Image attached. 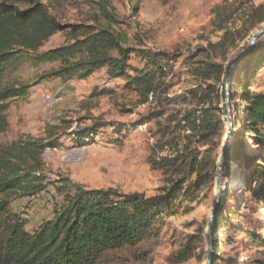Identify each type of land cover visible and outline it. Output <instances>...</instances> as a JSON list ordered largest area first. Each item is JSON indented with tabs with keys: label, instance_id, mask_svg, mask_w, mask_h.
I'll use <instances>...</instances> for the list:
<instances>
[{
	"label": "trees",
	"instance_id": "obj_1",
	"mask_svg": "<svg viewBox=\"0 0 264 264\" xmlns=\"http://www.w3.org/2000/svg\"><path fill=\"white\" fill-rule=\"evenodd\" d=\"M44 1L0 0V133L10 128L11 104L25 101L31 88L41 82L54 79L86 81L97 71L106 69L109 78L126 80V89L148 101L165 83L168 72L174 70L171 63L175 58L165 52L125 48L113 28L119 21L105 6L101 8V15L108 19L107 22L95 28L72 26L74 33L81 31V37L73 35L74 43L41 51L62 31L54 3L66 0ZM236 14L237 11L222 13L216 10L221 22L219 31L223 32L220 41L209 43L201 50L200 58L186 61L187 73L200 83L195 91L197 105L182 113L173 126L162 132L149 156L151 168L164 176L165 185L158 195L125 194L114 188L88 189L62 179L56 187L59 198L55 201L52 218L29 231L28 219L13 211L12 196L18 192L36 195L47 188L50 181L44 176L43 154L47 149L61 146L60 130L62 126L71 129V125L64 121L62 126H51L45 136L15 143L0 155V264H98L106 252L135 246L149 237L165 215L174 214L179 203L197 201V196L214 181L218 148L225 133L224 125H227V122L224 124L225 108L219 102L221 98L226 99L229 67L222 60L264 23V3L251 7L243 30L229 26ZM216 53L221 61L214 59ZM25 57L34 66L58 63L59 67L42 74L33 84L5 83L6 68ZM134 57L143 60L146 68L133 69ZM263 67L264 35L231 72L234 126L223 166V178L238 181L245 187L255 214L264 211V93L253 91L251 84L257 81ZM108 94L96 88L92 97ZM109 125L94 123L73 130L69 136L74 144L87 145L95 140L100 129ZM246 134L251 138L249 142ZM164 152L167 154L163 155ZM233 190L225 187L221 191L211 228L212 264H241L219 255L223 242L230 246L237 241L245 244L240 239L236 241L240 234L246 236L250 241L247 244L251 243L261 256L253 264H264V236L256 229L260 219L245 215L247 224L234 223L236 206L231 200L236 196ZM223 229L228 234L225 241L219 233ZM193 246L192 241L187 244L186 254L180 261L185 262L191 256Z\"/></svg>",
	"mask_w": 264,
	"mask_h": 264
},
{
	"label": "rangeland",
	"instance_id": "obj_2",
	"mask_svg": "<svg viewBox=\"0 0 264 264\" xmlns=\"http://www.w3.org/2000/svg\"><path fill=\"white\" fill-rule=\"evenodd\" d=\"M263 3L264 0H141L139 3L129 0H66L54 3V12L62 31L53 36L41 51L74 43L73 35L81 37V31L74 33L72 26L95 28L107 22L108 19L101 15V8L105 6L119 21L113 28L125 48L165 52L175 58L171 63L174 70L168 72L165 83L154 96L150 95L148 101L137 92L126 89V80L111 79L106 69H102L86 81L54 79L41 82L31 88L25 101L11 104L8 112L10 128L0 133V155L15 143L45 136L51 126H62L64 121L71 125V129L67 130L62 126L58 151L43 156L44 176L50 181L47 182V188L36 195L18 192L12 196L13 211L28 219L27 229L33 231L44 220L52 218L55 201L59 198L56 187L60 186L62 179H69L88 189L114 188L125 194L141 193L146 197L158 195L165 185L164 176L151 168L149 156L162 132L173 126L182 113L197 105L195 91L200 83L187 73V60L200 58L201 50L207 48L209 43L220 41L223 32L219 31L221 22L216 10L220 9L222 13L237 11L229 26L243 30L251 7ZM262 27L264 23L238 43V47L228 53L226 60L221 58L227 67L235 57L246 51L251 38ZM213 57L220 60L218 53ZM131 65L133 69L146 68L145 62L136 57ZM58 67V63L34 66L27 57L20 58L6 68L3 79L5 83L33 84L42 74ZM96 88L109 94L93 98ZM251 88L264 93V67ZM46 95L57 101L48 105ZM219 103L226 111L225 124L229 121L226 99L221 98ZM94 123L110 125L100 129L95 140L87 145L79 146L71 141L69 133ZM225 126L218 148L217 170L227 142L228 129ZM245 137L249 142L250 136L246 134ZM221 182L222 189H234L236 197L231 200L236 206L234 223L247 224L245 215L260 219L256 229L264 236V211L254 213L256 209L245 194V187L239 185L238 181L224 179L223 171ZM216 195L217 171L213 183L197 196L195 203H179L174 214L165 215L149 237L135 246L128 245L106 252L98 264H205L207 232L216 207ZM217 212L218 208L215 215ZM219 233L225 241L227 231L223 229ZM235 239L245 244L237 241L230 246L223 242L220 257L235 259L241 264H253L261 258L257 249L251 243L252 247L247 244L250 241L244 234ZM191 241L194 245L192 254L182 262L180 258L186 254L185 248Z\"/></svg>",
	"mask_w": 264,
	"mask_h": 264
},
{
	"label": "water",
	"instance_id": "obj_3",
	"mask_svg": "<svg viewBox=\"0 0 264 264\" xmlns=\"http://www.w3.org/2000/svg\"><path fill=\"white\" fill-rule=\"evenodd\" d=\"M264 35V27H262L252 38L251 41L246 49V51L237 57H235L232 62L229 65V69L227 72V94H226V108H227V114L229 117V127L227 130V142L226 145L222 151L221 157L218 162V170H217V195H216V207L215 210L210 218L209 222V229L207 232V259L205 264H212V255H213V250H212V242H211V228H212V223L213 219L215 218L216 210L219 207L220 200H221V191H222V171H223V166L226 160V156L228 153L229 146L231 144L232 140V135H233V118H232V111H231V95H230V83H231V72L233 71L235 65L237 62L247 53L251 52L254 46L257 43V40L259 37Z\"/></svg>",
	"mask_w": 264,
	"mask_h": 264
},
{
	"label": "bare ground",
	"instance_id": "obj_4",
	"mask_svg": "<svg viewBox=\"0 0 264 264\" xmlns=\"http://www.w3.org/2000/svg\"><path fill=\"white\" fill-rule=\"evenodd\" d=\"M46 100H47V102H48V105H50V104H54L57 100L55 99V98H53L52 96H50V95H46ZM50 107V106H49ZM228 123H227V125L225 126L226 127V129H228V126H229V121H227ZM72 148H73V146H71ZM76 147V146H75ZM78 147V146H77ZM71 149V148H70ZM75 150V149H74ZM58 151V148H56V149H52V150H50V149H47V150H45V152H44V154H43V156L45 157V156H47L48 154H50L51 152L53 153V152H57ZM63 151V150H62ZM75 152V151H74ZM62 153V152H61ZM64 153V152H63ZM72 153V152H71ZM85 154V153H84ZM78 155V154H77ZM87 155V154H86ZM76 156V155H75ZM70 157V156H69ZM78 157V156H77ZM83 159V158H82ZM73 160V159H72ZM78 160V159H77ZM81 160V159H80ZM42 176V175H41Z\"/></svg>",
	"mask_w": 264,
	"mask_h": 264
}]
</instances>
